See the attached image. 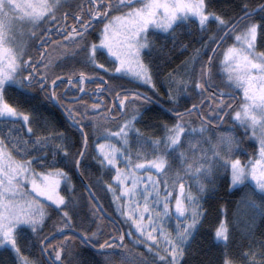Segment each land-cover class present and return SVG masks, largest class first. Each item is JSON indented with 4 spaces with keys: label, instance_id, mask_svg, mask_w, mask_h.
I'll return each instance as SVG.
<instances>
[{
    "label": "snow or ice",
    "instance_id": "6c2138e0",
    "mask_svg": "<svg viewBox=\"0 0 264 264\" xmlns=\"http://www.w3.org/2000/svg\"><path fill=\"white\" fill-rule=\"evenodd\" d=\"M87 4L88 7H84L78 0H0V120L21 121L26 126L27 134L30 137L35 135L30 126L33 122L31 114L8 102L6 96L10 90L27 96L31 94V89L38 88L47 93L50 101L59 104L55 89L65 83V79L61 76L51 79L53 61L45 55L49 44L62 53L64 60L78 61L93 73L102 71L113 80L126 76L155 90L154 73L142 58V52H150L153 47L148 37L149 30L173 34L177 28L189 22H198L203 31L210 22H215L219 35L210 37L202 45L207 50L203 53L207 59H202L199 49L192 58L194 63H199V71L193 69V74L187 80L169 74V82L174 83L176 89L173 91L170 88L168 91V103L173 107L166 111L173 114L175 123L170 127L166 123L161 125L162 136L146 135L135 125L145 118L144 112L149 109L145 108L142 112L137 108L131 118L118 125L117 131L107 128L100 131L97 138L105 143L96 144L101 167L108 169L109 173L115 171L111 178L116 188L109 184L107 190L113 193L114 200L127 199L129 202L127 206L118 204V210L138 234L132 240L133 245H145L152 256L151 261H144L143 264H181L185 250L191 243L190 238H194V234L199 231L202 218L206 215L200 201L204 199L205 192H215V187L208 185L215 184L214 174L218 169H223V175L219 178L230 181V188L254 186L264 197V53L255 51L257 31H264V4L252 8L244 0L240 6L242 15L228 19L209 11L211 0H207V3L206 0H87ZM73 7L75 10H72ZM255 16L260 17L259 23L252 19ZM70 17L74 23H64ZM100 24L103 27L98 29L96 26ZM18 28H27L28 40L36 42L38 50L44 49L39 53V59H33L29 54L31 43L15 39L13 33ZM97 30L99 43L89 40V36ZM53 31L62 39H53L50 35ZM233 38L234 42L225 47L227 41ZM213 44L216 47H212ZM221 55L222 59H219ZM98 57H105L112 64L111 69L99 63ZM25 72L28 74L24 75ZM217 75L220 84L215 82ZM74 76L81 93L86 91L82 86L86 81L96 83L95 93L98 97L105 89L110 93L115 92V88H109L102 76H89L84 71L68 75V85L74 84ZM50 87L49 92L47 90ZM189 88L199 98V102L192 103L183 112L178 111L182 94L186 99L192 98ZM237 92L242 94L239 100L236 98ZM70 103L84 109L80 118H77L76 109L66 107L68 118L80 128L82 135L81 159L73 161L79 169L89 139L83 131L82 121L88 117L89 111L100 110L103 99L90 107L81 103L80 97ZM136 103L143 107L152 101L140 92L131 95L128 91L115 93L113 106L108 109L104 119L116 120L112 112L123 116L128 104ZM193 117L199 120L198 126H194ZM226 118L243 128L245 136H249L250 132L249 138L258 141V157L253 156L242 162L237 153H246L238 147V141L231 133L217 134L216 142H212L207 134L216 132L213 122L219 125ZM133 135L137 146L135 152L130 148V137ZM7 139L11 150L5 139L0 138V249L14 253L18 264H38L23 256L18 239L26 230L39 234L46 219L50 218L48 206L41 202V197L50 202L53 211L61 214V226L56 228V233L63 236L56 244L50 243L56 239L55 235L42 239L41 255L46 257L47 264H65L63 254L69 252V245L76 238L97 252L126 247L123 242L133 236L131 231L119 235L109 233V239L103 243L100 241L104 233L99 224L96 231L89 230L90 234L75 231L73 216L77 214L76 205L58 191L62 181L69 184L68 174L62 169L48 170L46 174L36 173L32 167L38 162L40 167H46L44 161L47 156L33 157L30 156L31 151L42 153L52 147L54 157L63 151L61 145L51 144L55 139L63 141L65 138L62 133L36 136L31 149L28 141L22 137L12 138L11 131ZM113 140L120 146L113 144ZM205 144L208 147H204ZM13 151L29 158L16 159L12 155ZM67 156L68 153L64 151V158ZM174 161H178L180 167L174 175L169 176ZM120 164L124 167H119ZM150 171H154L158 178L137 175ZM186 179L194 181L197 189L195 194L186 184ZM117 189L120 195L116 194ZM140 201H143L142 205ZM252 206L256 207L254 202ZM260 211L264 215V208ZM173 217L174 235L173 231L165 227V222L171 221ZM116 231L119 233L118 228ZM66 232L71 235H65ZM229 237L227 224L221 220L215 230L216 241L223 242L227 248ZM224 255L227 257L228 253ZM241 255L246 264H264V242H259L257 247L253 238L248 251ZM105 260L107 262L109 258L105 257ZM224 264H233V261L226 258Z\"/></svg>",
    "mask_w": 264,
    "mask_h": 264
},
{
    "label": "trees",
    "instance_id": "16d2710c",
    "mask_svg": "<svg viewBox=\"0 0 264 264\" xmlns=\"http://www.w3.org/2000/svg\"><path fill=\"white\" fill-rule=\"evenodd\" d=\"M244 0H211L209 11H214L218 15H222L225 19L230 17H237L242 15L240 13V6ZM250 7L255 8L259 4H264V0H246ZM84 7H88L87 0H81ZM207 3V0H206ZM72 10H75L73 7ZM87 19V17H85ZM254 22L259 23L260 17L255 16L252 18ZM64 23L72 25L73 19L70 17ZM49 27H53L49 25ZM100 28V27H99ZM99 36V31H96ZM53 39L61 40L62 37L57 35L54 31L50 34ZM219 35L218 26L215 22H210L205 30H201L198 22H189L186 26L177 28L175 33H163L153 32L150 36L149 41L152 43V50L149 52L145 50L143 52V59L146 64L149 65L150 69L154 73V83L162 88L164 83L169 82V74L177 72L181 69L184 64L190 61L197 49L202 53V59L206 60L207 55H203L207 50L202 47L203 44L209 41V38ZM96 35V39H98ZM94 38L92 42H94ZM231 39L227 41L229 44ZM32 46L29 49V54L33 59H39V53L44 49H37L36 42H31ZM52 44L47 46L46 56H52L50 47ZM216 45L213 44L212 47ZM55 47V46H54ZM256 50L259 53H264V31L258 29L256 38ZM209 55L211 53H208ZM27 58V57H25ZM58 60L53 64L50 70L51 79H55L56 76H61L65 79V83L60 84L57 87L56 93L59 98V105H63L62 108L66 111L67 108L76 109L77 118H80V114L83 113L84 109L80 108L74 103H70L74 98L80 97L81 103L87 104L89 107L93 103H98L99 100L103 99V104L100 106V110L97 112H88V117L82 121L83 130L88 134V148L85 157L80 165V172L88 184L93 189L96 196L100 199L104 208L108 213H114L112 211V204L110 197L108 196V185L111 183V173L108 169L102 168L98 153L96 151V144L105 143L104 140L98 139L99 132L107 128L111 131L118 129V125L127 117V114L133 115L135 109L139 108L144 112L145 108L149 111L144 112V119L139 120L136 123V127L139 128L146 135L159 137L163 135V128L161 125L168 124L169 127L173 124L174 119L167 111H164L160 104L152 102L141 104H128L125 109V115L119 116L116 120L106 121L104 116L108 114L110 109V102L107 96L103 93L101 97H98L95 93L96 83L85 82L82 86L86 89L84 93L79 92V85L75 84L76 77H73L74 84L68 85L66 78L73 72L79 73L84 71L89 76L100 75L105 81H107L109 88H115V92L110 93L108 89L106 91L111 97L115 96V93L128 91L129 95L133 93V81L122 77L120 79H110L109 75L104 72L93 73L86 68L83 64L78 61L64 60L63 55L57 56ZM64 60L62 63L61 61ZM99 63H104L106 68L111 69L112 64L106 61L105 57H98ZM195 71H199V63L194 64ZM42 67V66H41ZM197 68V69H196ZM215 72L216 69L214 68ZM28 73L25 72L24 75ZM217 75L215 82L218 84ZM129 81V82H128ZM119 85V86H118ZM30 95H20L15 90H10L6 98L8 102L15 107H18L21 111L30 113L33 117V122L30 125L34 129L35 135L31 137L27 134L26 126L21 121H7L0 120V138L5 139L6 145L11 150V144L7 139L9 132L11 131L12 138L22 137L23 140L28 141V146L32 148V141L35 140L36 136H46L49 134H60L64 136V140L55 139L51 142L52 145H61L63 151L53 156V148L49 147L42 153L31 151L30 156L44 155L47 158L44 161L46 167H40L39 162L33 164L32 167L37 173H46L52 169H62L70 177L69 184H62L59 188L60 195L64 196L66 200L70 199L76 205V215L73 216V225L75 229L80 232L96 231L97 225L102 226L104 233L101 238V243L104 240L109 239V233L112 235H119L116 229L117 226L108 220L98 206L92 200L88 192L86 191L83 183L78 178L76 169L73 161L79 158V152L82 150V135L81 132L69 123L62 111L47 98V93L40 91L38 88L31 89ZM51 91V87L47 90ZM146 93L157 99L159 102L168 105L167 101L160 100L154 97L150 92ZM111 99V98H110ZM198 97L190 101L181 102L179 106L180 110L191 107L192 103H198ZM67 113V111H66ZM112 114H118L112 112ZM194 126H198L199 120L193 117ZM151 126H146V125ZM216 132H209L207 135L212 138V142H216V135L220 133H231L235 136L238 141V147L243 149L245 154L237 153V156L246 162L249 158L255 155V148L257 143L250 139V136H245L244 129L233 124L231 119H225L222 124L217 125L213 122L212 125ZM250 134V132H249ZM119 147V143L115 140L112 141ZM204 147H208L207 144ZM130 148L133 152L137 150L135 144L134 135L130 137ZM64 151L68 153L67 158H64ZM12 155L16 159H26L29 157H22L17 155L15 151ZM152 157H149L151 159ZM53 161H55L53 163ZM143 162V161H137ZM120 164L119 167H123ZM180 165L178 161L172 162V168L169 171V176L175 174L179 169ZM113 172V171H112ZM215 184L208 185L207 181H204L208 187H215V192H205L204 199L200 201L203 206V210L206 215L202 218V224L199 227V231L194 234V238H191L190 245L186 248L184 257L181 260V264H224V260L231 259L233 264H246L242 257V253L248 251L250 240L254 238L257 247L259 242H264V215L261 214V209L264 208V197L261 196L258 190L254 189V186H236L230 188V181L225 182L219 177L223 175V169H218L214 174ZM158 178V177H157ZM186 184L191 188V191L195 194L197 189L194 181L186 179ZM162 187V185H161ZM255 203L256 207L252 204ZM48 206V216L46 219L45 226L38 235H34L30 230L24 231L18 239V246L21 248L23 256L28 257L38 264H47L44 256L41 255L40 244L44 237L51 235L56 232L54 225L60 223L61 214L53 211L50 207V203L44 202ZM67 211V209H64ZM98 210V211H97ZM96 213L95 215L93 213ZM72 213H70L71 215ZM172 220H175L174 218ZM226 222L229 230V242L228 247H224L223 242H217L215 238V230L219 227L220 221ZM90 230V231H89ZM65 235H71V233H65ZM63 239V236L58 235L56 239L51 240V244H56ZM124 248H116L106 252H97L90 246L82 244L79 238L73 239L69 245V252L63 254L65 264H143L144 261H151L152 256L148 253L147 247L143 244L133 245L132 241L125 240ZM98 247V245H97ZM227 252L228 256L225 257L224 253ZM6 250L0 249V264H18L15 257H10ZM105 257L109 260L106 262ZM259 259V257H257Z\"/></svg>",
    "mask_w": 264,
    "mask_h": 264
},
{
    "label": "rangeland",
    "instance_id": "374dc122",
    "mask_svg": "<svg viewBox=\"0 0 264 264\" xmlns=\"http://www.w3.org/2000/svg\"><path fill=\"white\" fill-rule=\"evenodd\" d=\"M81 0H78V2H80ZM116 14H118V13H113V15H116ZM98 29H99V27L100 28H102L103 27V25L102 24H100V25H98V26H96ZM27 31H28V29L27 28H25V29H23V30H21V29H17V31L15 32V33H13V35H14V37H15V39L17 40V41H19V42H26V43H31L29 40H28V36H27ZM91 31V30H90ZM153 32H160L159 30H152V29H150L149 30V34H148V37H149V39H150V36H151V34L153 33ZM98 36V34H97V32H93L90 36H89V40L90 41H92L93 40V38L95 37V36ZM94 42H95V38H94ZM234 42V38L233 39H231V42L228 44H226L225 45V47H227L228 45H231L232 43ZM96 43H99V40L98 39H96ZM256 43V42H255ZM255 51L259 54V52L256 50V48H255ZM50 52H52V56L50 55V58L52 59V61H53V64L54 63H56L57 62V60H58V58H57V56H60L62 53L60 52V51H58V50H55V47H54V45H51V47H50ZM142 58H143V52H142ZM219 59H222V55L219 57ZM194 64H196V63H194L193 62V60L191 59L190 61H188L186 64H184L183 65V67L181 68V69H179V70H177V72H175V73H173L172 75L173 76H175L177 79H184V80H187L188 79V77L190 76V75H192L193 74V69H195V68H193V67H196V66H193ZM197 69V68H196ZM183 76H184V78H183ZM126 77V76H125ZM127 79H129L128 77H126ZM130 80V79H129ZM132 81V80H131ZM129 82V81H128ZM134 83H133V86H135L136 88H134L133 90H139V91H141V92H144V93H146V91H148V92H150L154 97H157L158 99H160V100H164V101H168V91H169V89H170V87L171 86H169V82H167V83H164L163 84V86H162V89L161 88H159V86H157L156 85V89L154 90V89H152L151 88V86H149V85H145V84H142V83H140V82H138V81H133ZM218 84H220V77L218 78ZM175 85V84H174ZM176 86V85H175ZM221 87H223V85H220ZM172 89V88H171ZM154 92H156V94H154ZM238 94H239V96H240V98H241V96H242V94L240 93V92H237ZM147 94V93H146ZM184 103V102H183ZM179 108V107H178ZM131 116H132V114H131V111H130V114H127V117H126V119H129V118H131ZM125 120V119H124ZM123 120V121H124ZM123 121L121 122V123H123ZM118 129H116L115 131H117ZM251 135V133L249 134V136ZM252 140H254L256 143H257V146H256V148H255V155L254 156H257L258 157V152H259V143H258V141L257 140H255V139H252ZM115 142L116 143H118L116 140H115ZM124 167V166H123ZM123 167H121V168H123ZM37 173V172H36ZM44 174H46V173H44ZM111 175L112 176H114L115 175V171L113 170V172H111ZM137 175H140V176H148V175H152L154 178H157L156 177V174H155V172L154 171H150V172H139V173H137ZM111 176V177H112ZM110 184L112 185V187L113 188H116V184H115V182L112 180V178H111V180H110ZM130 183V182H129ZM61 184H62V182H61ZM61 186V185H60ZM141 187H142V185H141ZM235 188V187H234ZM58 191H59V189H58ZM60 193V192H59ZM109 195V197H110V199H111V201L113 202V204L111 205L112 206V211H113V213H114V217L120 222V225H121V227H122V229H123V232H124V234L125 233H128L129 231H131L132 233H133V236L132 237H128V238H126L125 240H129V241H132L134 238H136V236L138 235L136 232H135V229H134V227H130V222H126L125 221V219H124V217L121 215V213H120V211L118 210V204H122V205H125V206H127V204L129 203L128 202V200L127 199H124V200H120V201H116V200H114V197H113V193L111 192V191H108L107 192ZM117 195H120V191H119V189H117V193H116ZM163 194V193H162ZM138 195V194H137ZM41 199V202L42 203H44V202H48V201H46V199L45 198H43V197H41L40 198ZM48 203H50V202H48ZM140 203H141V205L143 204V201H140ZM172 206L174 207V200L172 201ZM125 210H127V208H125ZM112 215V214H111ZM113 216V215H112ZM174 218V217H173ZM146 219H147V214H145V222H146ZM175 219V218H174ZM61 226V224L60 223H58V224H56V225H54V228L53 229H56L57 227H60ZM174 226H175V220H171V221H166L165 222V227L169 230V231H173V229H174ZM175 233H174V231H173V235H174ZM34 235H38V234H34ZM191 239V238H190ZM125 242V241H124ZM139 245V244H138ZM10 253V257L12 256V257H15V255H14V253H12V252H8V254ZM6 254V253H5ZM16 258V257H15Z\"/></svg>",
    "mask_w": 264,
    "mask_h": 264
},
{
    "label": "water",
    "instance_id": "95a60500",
    "mask_svg": "<svg viewBox=\"0 0 264 264\" xmlns=\"http://www.w3.org/2000/svg\"><path fill=\"white\" fill-rule=\"evenodd\" d=\"M216 47V46H215ZM133 92H140V93H144V92H141L139 90H132ZM146 96L150 97L151 98V101L152 102H155V103H158L160 104L158 101H156L153 97L147 95L146 93H144ZM111 100V108H112V105H113V102H112V99ZM54 103V102H53ZM63 113L65 119L72 124V121L68 118V114L66 113V111L62 108V106H60L59 104H56L54 103ZM73 125V124H72ZM74 126V125H73ZM75 128H77L79 131H80V128L74 126ZM84 131V130H83ZM81 132V131H80ZM85 133V131H84ZM78 159H81V157L79 156ZM83 161V160H82ZM76 169V173H77V176L78 178L81 180V182L83 183L86 191L88 192V194L90 195V197L92 198V200L95 202V204L98 206L99 210L101 211V213L103 214V216H105L108 220H110L111 222H113L117 228L119 229V232L120 234H124L123 232V229L120 225V222L114 217L112 216L110 213L107 212V210L104 208L103 204L101 203L100 199L96 196V194L94 193L93 189L91 188V186L88 184V182L85 180V178L82 176L81 172H80V167L79 169ZM75 231L77 232H80L79 230L75 229ZM67 233V232H66ZM51 235H55L56 237L58 236V234L56 232L52 233ZM49 235V236H51ZM124 243V242H123ZM41 246V244H40ZM89 246V245H88ZM92 248V247H91ZM98 248V247H97ZM41 249V247H40ZM93 249V248H92ZM96 251V249H93ZM45 260H46V257L44 256Z\"/></svg>",
    "mask_w": 264,
    "mask_h": 264
},
{
    "label": "flooded vegetation",
    "instance_id": "af4514ba",
    "mask_svg": "<svg viewBox=\"0 0 264 264\" xmlns=\"http://www.w3.org/2000/svg\"><path fill=\"white\" fill-rule=\"evenodd\" d=\"M174 75V74H173ZM183 78H184V76H183ZM169 86H171L170 88H172V90L173 91H175V89H176V86L174 85V83H170L169 82ZM95 88H96V85H95ZM131 89H134V88H131ZM162 89V88H161ZM188 92L191 94V96H192V98L191 99H186L185 98V96L182 94L181 95V97H180V101H179V105L177 106V110L178 111H181V112H183L185 109H182V110H180V108H178L182 103L181 102H186L187 100L188 101H190V100H193L194 99V101H195V99L197 98L196 96H195V94L194 93H192V89L191 88H189L188 89ZM103 94L105 95V96H107L108 97V99H109V102H110V108H111V100H110V98L112 99V102H114V97H111L110 95H109V93L106 91V89H105V91L103 92ZM236 98H237V100H239L240 99V96H239V94L238 93H236ZM156 101H158L157 99H155ZM52 102V101H51ZM159 102V101H158ZM198 102H199V99H198ZM160 103V106L162 107V109L164 110V111H166V109H168V108H170V107H173L170 103H168V101H167V103H168V105H166L165 106V104H163L162 102H159ZM113 106V105H112ZM125 111V110H124ZM111 115H113V116H116L117 118L120 116L119 115V113L118 114H112L111 113ZM170 115L173 117V114H171L170 113ZM173 123H175V122H173ZM1 250H3V249H1ZM6 254H8V252H11L10 250H6ZM9 256H10V253L8 254ZM12 257V256H11Z\"/></svg>",
    "mask_w": 264,
    "mask_h": 264
}]
</instances>
